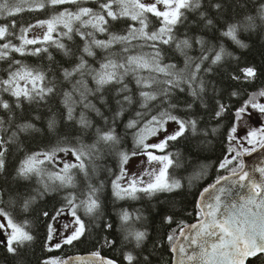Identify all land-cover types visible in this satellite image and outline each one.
Returning <instances> with one entry per match:
<instances>
[{
    "label": "snow or ice",
    "instance_id": "obj_1",
    "mask_svg": "<svg viewBox=\"0 0 264 264\" xmlns=\"http://www.w3.org/2000/svg\"><path fill=\"white\" fill-rule=\"evenodd\" d=\"M90 4L95 7L88 6ZM65 5L75 7H63ZM249 5L254 12L236 18L235 10L247 9ZM48 8L59 10L34 23L22 24L15 19L25 11ZM230 9L234 15L228 22L225 17ZM0 19L5 21L0 23V62L7 64L0 70L4 73L0 74V177L7 172L12 147L22 148L21 137L43 131L35 123L43 117L35 112L26 113L25 105L48 106L50 98L57 95L59 81L51 48L67 58L70 65L58 68L62 82L70 85L59 93L64 108L63 120L78 125L85 133L95 128V139L90 144L85 143L82 136L75 137V143H72L64 135L50 147L25 154L15 168L13 180L35 178L39 187L31 193L12 195L0 185V218H3L0 231L5 236L0 244L17 258V264H25L26 249L35 239L26 214L31 212L38 199L50 192L76 188L77 173H82L88 182L86 192L82 194L83 198L71 191L65 194L64 206L56 210L51 219L55 221L68 208L74 219L63 228L69 234L58 233L50 223L46 250L51 252L63 245H72L86 236L89 227L78 215L79 209L82 208L86 216L100 219L101 203L97 193L103 187V181L101 188L96 187L91 183V174L95 173L96 160L102 158L105 150L119 158V171L109 169L113 176V195L118 200H139L141 195H175L185 187L175 172L170 171L181 167V163L174 160L173 153L165 150L170 141H176L186 133L207 135L206 129L199 128V119L192 118V109L197 104L209 108L206 99L209 81L205 75L212 73L215 67L232 58L236 62L230 73L232 81L251 84L257 79V68L241 66V58L227 50L224 40L247 48L239 34L264 27V0H0ZM220 20L225 22L219 29L224 38L219 46L210 44L203 35L188 34L193 25L202 30L217 29ZM121 21H127L125 27L112 31L114 22ZM181 26L185 27L183 35L178 34ZM36 29L41 31L36 32ZM76 37L82 41V47L74 50L65 41H74ZM165 46L183 57V68H178L175 63H165ZM197 47L200 54L190 55ZM14 54L46 56L49 67L45 70L32 66ZM213 91L215 95L211 99L215 108L209 119L216 120L219 125L227 114L231 113L233 118L227 136L228 154L218 164L219 169L229 174L220 176L211 185L210 195L205 196L209 188L201 192L195 223L176 222L173 215L163 217L164 224L175 222L177 225L167 236L169 250L174 254L173 264H264V166L246 170L243 159L257 149H264V87L251 92L237 88L228 93L229 100L241 101L238 107L225 102L222 90L213 87ZM177 92L186 93L190 99L179 102L174 99ZM110 94L117 106L111 120L102 110L108 108L111 111ZM133 104H138L140 110L125 125L126 129L134 130V148L128 152L118 147L121 138L116 132L115 121ZM48 111L52 112V109L49 107ZM92 113L104 122V126L95 125L90 116ZM254 114L260 117L259 125L252 123ZM169 122L177 125L174 132L166 134L158 143L147 142L161 131L167 132ZM59 127L60 117L52 112L47 119V131L58 135ZM241 128L246 129L243 136L239 135ZM211 131L216 133L218 127ZM245 143L251 147H245ZM59 153L71 154L74 161H62L63 167L59 170L47 167H55ZM136 156L146 157L138 165L143 171L130 174L127 165ZM206 167L202 166L199 173L194 172L189 177V186L203 175ZM221 181L225 183L217 187ZM16 208L25 214L24 219H16L13 212ZM43 215L48 217L49 213L45 211ZM119 218L123 243L142 249L149 238L147 229L137 226L143 221V214L123 209ZM103 227L111 229L112 224ZM58 235L60 242L53 244ZM114 244L115 241L107 236L103 238V245L111 248ZM85 259L90 264H118L117 260L101 255L100 250L87 258L50 256L42 264H83ZM123 260L126 264H139L133 251L124 252ZM144 264H151L148 256L144 257Z\"/></svg>",
    "mask_w": 264,
    "mask_h": 264
},
{
    "label": "trees",
    "instance_id": "obj_2",
    "mask_svg": "<svg viewBox=\"0 0 264 264\" xmlns=\"http://www.w3.org/2000/svg\"><path fill=\"white\" fill-rule=\"evenodd\" d=\"M95 7V5H88ZM63 7L74 8L72 5H65ZM48 8L45 11H25L15 19L18 23L28 24L34 23L38 19L48 18L53 11ZM254 12L251 5L247 9L237 8L235 10L236 18H242L248 12ZM233 12L230 9L225 17V20L231 22L233 19ZM3 19H0V23H4ZM224 20L218 21L217 29L207 30L200 27L191 26L189 35H203L210 44L219 46L222 39L220 36V28L224 27ZM127 21L114 22L112 31L122 30ZM185 27L181 26L179 29V35H183ZM100 38H104L101 36ZM239 38L248 45L247 48H240L230 40H224V44L228 51H230L234 57L241 58V66L251 65L255 66L258 71L257 79L251 84H236V82L230 79L231 71L236 67V62L232 58H227L220 66L215 67L212 73L205 75V79L209 81L206 99L209 102V108L205 109L199 104L195 105L192 109V118L199 119V128L206 129L207 135L203 132L193 136L190 132L186 133L184 137L178 138L176 141H170L168 148L165 152L173 153L174 160H179L181 167L170 169L174 171L177 178H180L185 187L175 195L160 194L156 197H147L141 195L139 200L124 199L118 200L113 195L111 186V180L113 176L109 174V169L113 172L119 171V158L115 153H110L105 150L102 154V158L96 160L97 169L95 173L91 174V183L98 188H101V182L103 181V187L100 192L97 193L101 203L100 219H96L93 216H86L83 209L78 210V215L85 221L89 227V232L85 237H82L79 241L74 242L72 245H63L60 249H54L49 252L45 248L46 238L48 234V225L51 223V217L55 215L56 210L64 206V196L67 192H75L78 196L83 198L82 194L86 192L87 180L82 173H77V187L69 189H61L58 192H50L43 198L38 199L33 205L30 213L26 214V218L31 221V232L35 239L31 242L30 247L26 249L24 260L25 264H42V261L47 257H72L75 255L91 254L96 250H100L101 255L110 257L118 261V264H126L123 260V253L126 251H133L138 257L139 264H144V257L148 256L151 260V264H171L172 254L169 250V243L167 236L171 229L176 228V223L171 225L164 224L163 217L167 215H173L174 221H184L190 225L196 222L197 216V203L201 192L208 186L215 183V181L222 175H228L226 170L218 168V164L228 154V130L232 126V115L227 114L226 117L220 121L217 125L216 120L209 119L212 114V110L215 108V102L211 99L215 93L213 87L217 90H222V98L225 102L232 103L235 107H238L240 102L236 98L229 100L228 93L234 89H247V91H255L258 88L264 87V27L257 28L254 31H242L239 34ZM14 43H19L18 40H14ZM74 50L78 47H82V41L79 37H76L74 41H65ZM40 45H37V47ZM50 51L55 57L56 64L53 65L56 68V76L58 77L57 95L50 98L48 106H36L29 107L25 105V111L28 114L33 112L40 114L43 119L35 121L38 128L42 129L41 132H34L26 136L21 137L22 148L17 150L16 146L12 147L11 154L7 161V172L4 177H0V185L4 189L15 195L17 192L24 193L29 192L34 188L39 187L36 184L35 178L31 181L25 180H13L15 175V168L23 159L26 153H32L41 149L50 147L57 143L60 136L67 135L72 143H75V137L82 136L85 143H92L95 139V128L88 130L87 133L83 132L78 125L63 120L62 114L64 108L60 103L61 96L59 93L70 87L66 82H62V78L59 73V66L68 67L69 62L67 58L55 48H51ZM148 51V49H145ZM198 47L194 48L190 55L198 56ZM17 59H23L26 63L32 66L43 67L45 70L49 67V61L46 56L36 57L27 56L20 57L19 54H14ZM102 55V53H101ZM91 59V58H90ZM165 63H175L178 68L184 67V59L177 54L173 49L165 46ZM7 64L0 62V70L6 68ZM0 74H4L0 71ZM51 76V73L49 74ZM133 93H136V86L132 84ZM246 98V97H245ZM183 103L185 100L190 99L186 93L177 92L174 98ZM109 103L111 111L108 108H102L105 116L110 120L113 114L117 110V106L114 100L109 95ZM166 106V105H165ZM52 109V112H56L60 117V127L58 129V135H53L47 131L46 123L48 117L52 112L48 111V108ZM127 107V106H126ZM140 110L138 104H133L127 108L124 115L115 121L116 132L121 138V143L118 146L120 149L131 152L134 148L133 143V131L125 128V125L130 119L135 116V113ZM155 114V110L154 113ZM184 115L183 112L179 113ZM91 119L95 125L104 126V122L97 117L94 113L90 114ZM187 118V117H186ZM218 127V131L213 133L211 129ZM155 151V150H153ZM158 154H163L159 153ZM178 154V156L176 155ZM207 166L204 169L203 175L199 179H194L189 186L188 179L194 172L199 173L202 166ZM52 170H59L60 166L47 165ZM5 202L8 200V196L4 197ZM173 200L175 203H173ZM66 209V208H65ZM64 209V210H65ZM127 209L130 212L139 211L143 214V221L137 226L145 228L148 231V240L142 249H135L131 244L123 243V232L121 230V221L119 213L121 210ZM49 213L48 217L43 215V212ZM14 215L17 220L25 218V214L19 212V209H13ZM107 223L112 224L111 229L103 227ZM178 235V233H177ZM107 236L108 239L114 240L115 244L109 248L103 245V238ZM0 264H17V258L13 257L6 250L3 244H0ZM261 264V262H256Z\"/></svg>",
    "mask_w": 264,
    "mask_h": 264
},
{
    "label": "rangeland",
    "instance_id": "obj_3",
    "mask_svg": "<svg viewBox=\"0 0 264 264\" xmlns=\"http://www.w3.org/2000/svg\"><path fill=\"white\" fill-rule=\"evenodd\" d=\"M36 32L41 31L40 29H36ZM31 35V34H30ZM252 123L255 125H259L261 123L260 117L258 114H254L253 118H252ZM167 132H163L161 131L157 136L155 137H151L147 142L148 143H158L160 140L164 139L166 134H170L172 132H174L177 128V125L174 122H169L167 124ZM246 129L241 128L239 131V135L243 136L245 134ZM245 147H251L249 145H247L245 143L244 145ZM158 154V153H157ZM58 160L56 161V165L63 167V163L62 161H74V157L69 154V155H65L64 153H59L58 154ZM141 160H146L145 156H136L133 157L128 165H127V169L128 172L131 173H135V172H140L143 171V167H138V165H140V161ZM3 218H0V220H2ZM74 218L71 215V212L68 208H66L64 210L63 215H61L60 217H58L55 221L51 220V224L53 225V227L57 230L58 233H61L63 235H67L69 234L68 231H65V229L63 228V225L65 223H70ZM61 237L58 235L56 236V238L53 240V244L56 242H60ZM0 240H5V236L3 235V232L0 231Z\"/></svg>",
    "mask_w": 264,
    "mask_h": 264
},
{
    "label": "water",
    "instance_id": "obj_4",
    "mask_svg": "<svg viewBox=\"0 0 264 264\" xmlns=\"http://www.w3.org/2000/svg\"><path fill=\"white\" fill-rule=\"evenodd\" d=\"M243 159L245 161L246 170H250L251 168L256 167V166H264V149H257L256 152H253L250 155H245L243 157ZM256 175H257V177H259V174L258 173H256ZM224 183H225L224 181H221V185H218L217 187L223 186ZM207 188H209L210 191H209V193H205V196L210 195L211 192L213 191L211 189V185L208 186ZM199 200H200V196H199L198 202H199ZM171 254H172V263L171 264H173V256H174V254L172 252H171ZM89 255L90 254H83V255H75V256H72V257L80 256V257L87 258V257H89ZM83 264H90V261H88L87 259H85L83 261Z\"/></svg>",
    "mask_w": 264,
    "mask_h": 264
}]
</instances>
